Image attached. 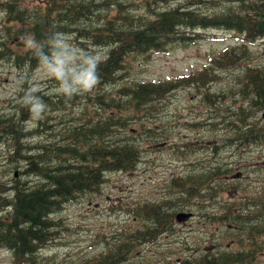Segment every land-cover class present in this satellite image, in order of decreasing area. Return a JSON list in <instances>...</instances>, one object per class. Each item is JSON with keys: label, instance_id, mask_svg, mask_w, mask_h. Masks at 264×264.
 Returning a JSON list of instances; mask_svg holds the SVG:
<instances>
[{"label": "rangeland", "instance_id": "rangeland-1", "mask_svg": "<svg viewBox=\"0 0 264 264\" xmlns=\"http://www.w3.org/2000/svg\"><path fill=\"white\" fill-rule=\"evenodd\" d=\"M121 1L132 13H150L145 6L146 0ZM249 1L247 0L246 3ZM180 4L184 6L188 4L185 9L204 15L224 9L225 4L239 5L229 0H215V2L160 0V3L154 2L151 6L161 11ZM110 7L112 8L109 12H116V4L111 3ZM1 13L3 12H0V33L5 26ZM10 25L14 28L19 26L14 22ZM207 33L216 35V38L204 40L196 39L197 37L192 35L196 40H178L171 44L168 50L156 51L151 57V54L148 56L147 53L127 56L128 63H125V68L119 71L122 80L104 86L101 93L120 98L119 89L125 85H133L135 81H167V79L171 81L176 76L203 68L204 65L213 66L210 58L215 57V54L227 46H242L241 41L245 38V32L236 33L226 29H209L203 34ZM68 38L71 37L64 36V39ZM28 40L30 39L14 37L10 44L16 51L23 53L30 47L26 43ZM22 42L25 44H21ZM68 42V45H62L64 51L54 55L51 61H47L32 72L29 71V65L18 67L6 59L0 61V117H8L11 122L15 121L17 105L20 101L18 95L26 86V92L41 90L45 95L62 93L66 91L65 89L86 92L82 85L76 83L83 78L77 81L74 79L70 87L54 86L50 81L64 70L78 71L88 61L105 56L107 49L94 45L84 48L74 39H69ZM255 43L256 45L251 46L254 53L251 58L250 53L241 47L238 49V62L234 60L235 64L232 67L224 70L220 69L222 65L218 63L213 66L215 68L210 73V77H214V80L220 77V80L211 83L208 89L212 93H220L222 88L234 87L238 77V98L225 91L218 106L237 107L238 105L240 116L244 115L241 107H245L247 121L254 124L258 130L264 131V98L260 104H254V101L259 99L258 93L255 86L247 84L246 81L247 79L251 81V77L258 74L264 84V42L257 39ZM240 55L242 57L239 60ZM237 67L238 69H231ZM24 70L28 72L29 78L25 76ZM243 71L245 72L242 73ZM98 86L97 81L89 91L95 92ZM260 94L264 96V88L260 89ZM202 98L203 93L197 85L185 84L171 86L166 96L152 99L144 106H126L123 99L121 102L126 107L100 109L104 115L120 116L124 120L126 118V124L120 125L116 135L129 137L138 144L141 150L140 161L132 171L108 174V180L103 184L100 193H86L77 199L65 202L63 209L53 216L57 221H61L56 228L59 233L42 250L43 259L39 264H77L84 258H93L106 251L108 245L118 240L116 238L120 237L121 232L140 228L139 217L132 210L136 205L140 207L146 202L144 200L149 201L152 207L160 206L163 213L173 214L170 202L178 194H174L171 189L172 177L178 175L185 180L182 176L187 177L188 174L198 171L212 170L216 166L220 167L221 171L217 180L219 185L212 181L211 185H215L214 188H201L198 194L185 191L186 201L183 204L174 201V205L177 203L179 207V212L193 211L194 215L185 223H179L177 220L169 223L167 233L173 236L171 242L163 237L154 244L135 247L130 259L122 261L121 264H170L182 259L187 253H192V256L195 255L194 259H201L205 264H209V260L214 264H224L220 262L222 254L232 259L241 253L240 250L248 249L252 255H255L254 258L257 256V262L260 261L262 264L264 234L260 237V239L263 237L260 249L249 244L251 238L247 234L250 225L260 223L253 220V217L249 220V214L253 205L255 204L256 209L259 202L256 200V195L261 196V191L264 189L263 134L254 132L252 136L260 135L262 139L255 138L249 142H240L250 136V133L247 132V126L243 127V122L238 120V135L230 136V139L238 143L226 148L224 145L228 142L224 140L225 131L222 135L216 134V130L225 128L221 127L219 122L216 128L208 124H192L202 121L208 114L206 110L213 108L209 103L203 104ZM47 107L44 108L49 115H52L54 119L52 122L58 123L64 119L69 125L76 123L80 117L83 118L88 113L94 114L96 109L95 103L89 99L80 100L77 105L70 102L54 110L50 109L49 105ZM64 122L59 126L63 127ZM34 125V119H31L28 126ZM7 134L9 133L0 132V196L4 195L1 191L4 185H11L14 178H24V175L19 174V170L24 169L20 165H25V162L21 161L16 167L15 162L10 160L14 150L11 148L10 137ZM216 143L218 145L213 151L210 146ZM237 172H241L242 177L234 179V174ZM29 178L39 179L36 176ZM192 184L193 182L186 181L187 191L195 189ZM5 196L14 198L12 190ZM245 216L248 220L244 223ZM150 227L155 231H162L165 226L162 225L157 229L155 222L150 221ZM261 228H264V225ZM232 229H238L236 242L223 248L222 243L232 237ZM230 249L233 253H229ZM0 264H13L12 253L5 248L0 249ZM232 264H237V261Z\"/></svg>", "mask_w": 264, "mask_h": 264}, {"label": "trees", "instance_id": "trees-1", "mask_svg": "<svg viewBox=\"0 0 264 264\" xmlns=\"http://www.w3.org/2000/svg\"><path fill=\"white\" fill-rule=\"evenodd\" d=\"M229 1L239 5L225 4L224 9L204 15L185 9L188 4L158 11L151 5L154 2L160 3V0H146L145 6L150 13H155L151 17H149L150 13H145L146 16L142 13H132L121 0L0 1V12H3L1 14L5 24L0 33L1 62L5 58L18 67L26 64L32 72L51 59L53 53L64 50L61 45H67L69 41L64 39V36H71L84 48H88L91 44L107 49L104 57L88 61L78 71L64 70L50 81L54 86L70 87L74 79L77 81L91 73L99 83L95 92L67 90L45 95L41 90L26 92V86L18 95L20 101L17 105L15 121L11 122L8 117H0V132L9 133L7 135L14 150L10 160L15 162L16 167L21 161L25 162V165H20L24 169L19 170V174L24 175V178H14L11 185H4L5 187L1 188L4 195L0 196V249L5 248L12 253L13 264H39L43 259L42 250L59 233L56 228L61 221H57L53 216L63 209L65 202L77 199L86 193H100L103 184L108 180V173L136 169L141 152L138 144L129 137L116 135L120 125L126 124V118L124 120L120 116L104 115L100 109H120L125 104L130 107L133 105L140 107L148 104L152 99L166 96L171 86L197 85L203 93V104L209 103L213 108L206 110L208 114L202 121L192 124H208L216 128L219 122L221 127L225 128L216 130V134L222 135L225 131V141L227 139L229 144L238 143L230 139V136L238 135V120L247 121L245 107H241L244 115L240 116L238 105L237 107L218 106L225 91L238 98V77L234 87L222 88L220 93H212L208 86L220 80V77L217 80L210 77V73L215 68L213 66L218 63L222 65L220 69H229L228 67L235 64L234 60L238 62V49L244 47V51L248 52L245 46H227L215 54V57L210 58L213 66L204 65L203 68L176 76L171 81L170 79L135 81L133 85H125L119 89L120 98L101 93L104 86L122 80L119 71L128 63L127 56L146 53L149 56V53H152L151 57L156 51L168 50V45L178 40L216 38V35L196 32V28H203L204 31L226 29L236 33L245 32V38L250 41H253L256 35L264 34V4H259L260 0H250L248 3L245 0ZM111 3L117 5L114 13L109 12L112 8ZM257 13L261 16L255 20ZM12 22L19 26L14 28L10 25ZM14 37L29 38L27 45L30 47L23 53L16 51L10 44ZM21 44L24 45L25 42ZM24 72L29 78L28 72L25 70ZM248 84L255 86L259 96L254 104L263 102L264 96L260 94V89L264 88V84L259 77L256 76ZM84 99L95 103V113H88L79 120L77 118L78 121L71 125L64 122V119L58 123L52 122L54 120L52 115H49L44 108L49 105V108L54 110L70 102L77 105ZM123 99L125 104L121 102ZM34 108L37 109L35 112ZM31 119H34L33 127L28 126ZM62 122L64 126L60 127ZM262 133L264 134V131ZM220 172V167L216 166L212 170H202L188 174L187 177L182 176L188 183L193 182L192 186L195 188L193 191H187L186 181L180 176H173L170 186L173 193L178 195L170 202L174 213H167V221L162 214L156 215V209L160 206L151 207L152 204L144 200L146 202L143 201L140 207L136 205L132 210L139 217L142 228L121 232L120 237L116 238L118 240L108 245L106 251L93 258H84L77 264H121L122 261L130 259L135 247L155 240L164 230H169V223L176 220L179 212L177 203L183 204L186 201L185 191L198 194L201 188L210 189L214 177L217 178ZM30 176L39 179L34 180L29 178ZM215 182L218 184L217 180ZM11 190L14 195L12 199L5 196ZM183 197L184 199H180ZM175 200L177 203L174 205ZM149 219L153 221L156 219L165 226L164 229L155 231L150 227ZM162 225H157V229ZM224 260L230 264L234 262V259L228 256ZM254 260L253 256H241L238 257V264H253ZM208 263L214 264L212 260ZM170 264H205V262L192 257Z\"/></svg>", "mask_w": 264, "mask_h": 264}, {"label": "flooded vegetation", "instance_id": "flooded-vegetation-1", "mask_svg": "<svg viewBox=\"0 0 264 264\" xmlns=\"http://www.w3.org/2000/svg\"><path fill=\"white\" fill-rule=\"evenodd\" d=\"M217 145L218 144H216V146ZM202 146H204V145H202ZM210 148L213 151L215 150L214 145H211ZM234 177H235L234 179H238V176L237 175H234ZM219 178H220V176H218L217 178L214 177L213 181H216ZM219 184L220 183H218L217 185H219ZM214 187H215V185H211L210 189H212ZM256 200L259 201V202L257 203L256 209H255V204L251 208L250 214H249V220L253 217V220L260 222V223H255V225L258 226V227H261V226L264 225V189L261 191V196L260 195H256ZM151 207H149V209ZM155 207H157V206H155ZM160 208L161 207H159L158 209H156V215L163 214L166 217L165 220L167 221L168 220V214L161 212V209ZM247 220H248V217L245 216L244 223L247 222ZM152 222H156L157 223L156 219H155V221H152ZM232 230H233L232 231V237L231 238H227L226 241H225V243H222V245L224 246L223 248H225L226 246H230V245L235 244V242H236L235 236L238 234V231H237L238 229H236V230L235 229H232ZM258 233H260V235L258 237L257 236L256 237H253L251 234H247L251 238V240L249 241V244L250 245L257 246V245H259L261 243V240L263 241V237H262V239H260V237H261L262 234H264V228H261ZM164 236L169 237L170 235L168 233H164ZM228 251H229V253H233V251L231 249L228 250ZM172 253H174V252H172ZM237 253H238V251H237ZM261 253H262V264H263L264 263V249L261 250ZM184 255L187 258H192V257L195 256V255L192 256V253H187V254H184ZM245 255H247V256H245ZM241 256H243V257H252V256L255 257V255H252L251 254L250 250H244V251H242L241 253H239L238 257H241ZM254 259L255 260H254L253 264H255V262L257 261V256ZM257 263L260 264L261 262L258 261Z\"/></svg>", "mask_w": 264, "mask_h": 264}, {"label": "clouds", "instance_id": "clouds-1", "mask_svg": "<svg viewBox=\"0 0 264 264\" xmlns=\"http://www.w3.org/2000/svg\"><path fill=\"white\" fill-rule=\"evenodd\" d=\"M77 84H80L83 86V88L88 91L92 89V87L97 83V80L95 77L91 75V73H88L83 79L78 80L76 82ZM67 91V89H65ZM37 109L34 108L33 111L35 112Z\"/></svg>", "mask_w": 264, "mask_h": 264}, {"label": "bare ground", "instance_id": "bare-ground-1", "mask_svg": "<svg viewBox=\"0 0 264 264\" xmlns=\"http://www.w3.org/2000/svg\"><path fill=\"white\" fill-rule=\"evenodd\" d=\"M130 8V7H129ZM5 59V58H4ZM3 60V59H2ZM114 69V68H113ZM64 133V132H63ZM66 153V152H65ZM191 210V209H190ZM182 214L186 215V216H189L186 220H183L182 223H185V221H187L190 216L194 215V212L193 211H180ZM186 217H184L183 219H185ZM111 248V247H110Z\"/></svg>", "mask_w": 264, "mask_h": 264}, {"label": "water", "instance_id": "water-1", "mask_svg": "<svg viewBox=\"0 0 264 264\" xmlns=\"http://www.w3.org/2000/svg\"><path fill=\"white\" fill-rule=\"evenodd\" d=\"M184 217H186V218L183 219ZM188 217H189V216H186V215H184V214H182V213H178V214H177V219H178V221L186 220Z\"/></svg>", "mask_w": 264, "mask_h": 264}]
</instances>
